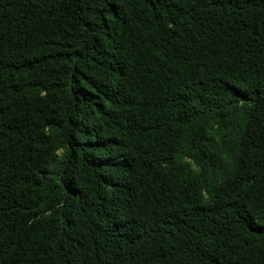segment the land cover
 Returning <instances> with one entry per match:
<instances>
[{
	"label": "trees",
	"instance_id": "1",
	"mask_svg": "<svg viewBox=\"0 0 264 264\" xmlns=\"http://www.w3.org/2000/svg\"><path fill=\"white\" fill-rule=\"evenodd\" d=\"M0 264H264V0H0Z\"/></svg>",
	"mask_w": 264,
	"mask_h": 264
}]
</instances>
